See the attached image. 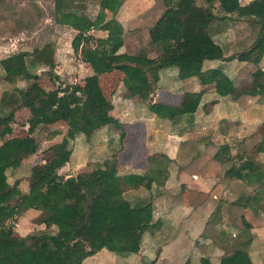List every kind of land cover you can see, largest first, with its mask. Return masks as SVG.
<instances>
[{
	"label": "crops",
	"instance_id": "0c3cea01",
	"mask_svg": "<svg viewBox=\"0 0 264 264\" xmlns=\"http://www.w3.org/2000/svg\"><path fill=\"white\" fill-rule=\"evenodd\" d=\"M249 1L238 0L240 5ZM57 2L61 10L62 0ZM130 4L122 0L114 12L104 7L109 15L114 13L123 29L119 52L124 51L123 35L127 33L132 40L128 53H134L135 26L151 25L162 0H146L137 7ZM140 6L144 9L137 13ZM101 7L98 5L99 10ZM95 21L89 32L104 36L105 31L98 29ZM256 30L251 16L231 13L216 18L208 31L220 46L222 57L203 59L201 73L187 77H179L174 66L159 69L145 98L128 93L121 71L98 74L116 125L101 126L86 142L78 137L65 141L69 158L55 174L109 169L129 203L150 204L151 219L135 252L117 254L102 247L83 259L92 258L91 264H264V139L259 130L264 120V92L239 90L252 83L254 70L264 77V51L256 63L227 58L247 48ZM149 47L146 55L155 56ZM80 62L85 73L70 82L77 87L91 73L89 65L81 58ZM35 63L42 64L39 60ZM211 69L220 72V80L225 78L222 85H215ZM3 97L0 91V105ZM151 103L170 110L155 113L148 107ZM28 116L27 107L16 108L13 119L19 121L14 120L15 126L17 122L26 124ZM24 124L17 133L13 127L11 134H21ZM56 132L49 133L43 142L58 139ZM38 151L22 158L13 169L0 168V178L7 170L13 172L9 186L14 196L24 190L30 167L41 161ZM23 168L26 176H21ZM39 214L43 219L42 212L28 208L17 216V234L33 230L35 222L30 220ZM35 225L34 230L45 228L42 220Z\"/></svg>",
	"mask_w": 264,
	"mask_h": 264
},
{
	"label": "trees",
	"instance_id": "16d2710c",
	"mask_svg": "<svg viewBox=\"0 0 264 264\" xmlns=\"http://www.w3.org/2000/svg\"><path fill=\"white\" fill-rule=\"evenodd\" d=\"M121 1L98 0V5L114 12ZM54 4L59 11L57 21L75 31L70 39L72 51L89 65L91 73L84 77L80 87L71 83L48 90L31 85L23 90L13 87L15 90L0 105V168L3 170L13 169L22 158L35 153L37 140L32 135L35 128L57 122L65 125L61 141L47 145L41 161L30 167L23 191L14 196L6 176L0 178V264H80L85 256L102 247L117 254L132 253L138 248L141 232L150 226V204L129 203L109 169L96 167L60 174L55 182L48 180L69 158L70 148L65 141L78 137L86 142L101 126L116 125L110 113L111 103L98 83L99 73L121 71L128 93L141 98L151 91L161 68L174 66L179 77L199 74L203 59L222 57L220 46L209 34V24L231 13L251 16L257 30L247 48L227 58L256 63L264 51V0H250L243 5L238 0H162L158 16L147 28L149 49L156 53L153 57L143 51L119 52L122 27L113 17L96 26L105 35L95 37V44L89 46L88 31L94 19L80 12L61 11L57 0ZM34 54L48 67L46 73L56 79L51 70L53 50L42 46ZM23 56L24 52H16L0 58L5 81L30 77ZM209 72L215 77L216 86L224 83L225 78L220 80L218 70ZM252 75V83L239 90L262 95L264 82L254 81L264 78L262 72L254 70ZM22 106L29 110L26 128L21 134L12 135L13 111ZM148 107L155 113L170 110L158 103ZM259 130L264 139V120ZM28 208L42 212V222L48 230L24 235L14 231L9 219Z\"/></svg>",
	"mask_w": 264,
	"mask_h": 264
},
{
	"label": "rangeland",
	"instance_id": "374dc122",
	"mask_svg": "<svg viewBox=\"0 0 264 264\" xmlns=\"http://www.w3.org/2000/svg\"><path fill=\"white\" fill-rule=\"evenodd\" d=\"M54 1L55 0H0V58L7 54L24 52L23 59L26 65H29L27 68L28 72L31 74L30 77L17 79L14 82H7L3 79V72L0 66V91L4 95L3 101L6 99L7 94L9 95L10 91L15 90L13 87L23 90L28 85H31L33 87H42L43 89L48 90L54 86L61 87L63 83H70L75 78L81 77L85 73V70L83 69L80 62V55L77 54V52H73L69 45V41L75 31L68 25L59 23L57 21L59 18V11H57V9L54 7ZM72 1L73 2L62 0L63 4L61 5V11L72 10L78 13H83L90 18L94 17L96 20L95 26H98L104 20L110 17L114 18V13L109 15V12L105 10L106 8L101 7L99 10L98 0ZM126 1L127 3L134 4L135 7L140 4H146V0ZM141 7L142 6L137 8V13L141 12V9H144ZM214 8L215 6L213 5V9ZM147 28L148 27H145L144 25L135 26L136 32L134 34V53L140 50L145 52L147 49L146 46H149L147 43ZM98 33L100 34V32ZM98 33H95V31L88 33L91 34V38L87 43L89 46L95 44V37H97ZM123 36L124 46H122L121 50L129 52L131 51L132 40L129 37L130 35L127 36V33H125ZM82 43L83 46L86 45L84 42ZM42 46L49 47L53 50V60H55V66H52L51 70L54 74H56V79H53L49 74L46 73L48 70L47 66L38 63L33 64L37 61L34 52L37 48ZM14 120L15 119H13L12 126L14 127L15 133H17L19 132L17 130H21L19 129V125L24 123L17 122V126H15L14 122L19 120ZM24 125L26 126V124ZM64 130L65 125L58 122L51 126L40 125L35 128L32 132V135L37 140V149L39 150L37 153H40V155L43 156V149L47 145L51 144V142L48 144L43 142L49 133L57 131L56 133L58 134V139L52 142L55 143L61 141L60 138L62 137H60V133L64 132ZM93 166L94 165L91 167ZM26 171L27 169L24 168L20 170V173L22 174L21 176L24 174V176H26ZM12 174L13 172L11 170L6 171V180L8 182L12 180ZM48 180L50 182H55L57 180V175H50ZM41 220L42 215L39 214L30 221L32 224L33 222L38 224V222ZM15 223V217L10 218L8 221V224L14 228V231L16 228ZM35 224L34 226H36ZM34 226L33 230H30L29 232L48 230V228H44L43 230H34ZM92 260V258H85L83 259L82 264H91Z\"/></svg>",
	"mask_w": 264,
	"mask_h": 264
}]
</instances>
